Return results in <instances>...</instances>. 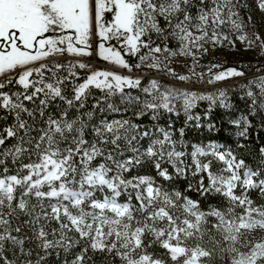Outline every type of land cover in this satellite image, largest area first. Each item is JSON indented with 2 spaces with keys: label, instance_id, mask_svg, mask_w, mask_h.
I'll list each match as a JSON object with an SVG mask.
<instances>
[{
  "label": "snow or ice",
  "instance_id": "1",
  "mask_svg": "<svg viewBox=\"0 0 264 264\" xmlns=\"http://www.w3.org/2000/svg\"><path fill=\"white\" fill-rule=\"evenodd\" d=\"M254 2L264 12V0ZM248 7L0 0V264H95L97 254L103 264H264V146L250 163L222 144L185 139L189 129L218 130L209 117L233 110L228 93L155 78L144 86L132 74L143 66L188 82L194 68L181 75L164 61H196L206 44L239 41L264 54V37L246 31ZM94 55L129 74L95 69L86 59ZM243 76L228 68L207 83ZM247 88V112L227 121L244 139L257 118L264 127V75ZM198 101L209 102L203 117ZM129 111L135 120L109 118ZM164 113L166 126L137 122ZM145 167L155 174L138 171Z\"/></svg>",
  "mask_w": 264,
  "mask_h": 264
},
{
  "label": "trees",
  "instance_id": "2",
  "mask_svg": "<svg viewBox=\"0 0 264 264\" xmlns=\"http://www.w3.org/2000/svg\"><path fill=\"white\" fill-rule=\"evenodd\" d=\"M247 3L249 4V7L241 10V14L245 20H247L248 16H251V22L246 31L249 34L258 32L264 37L263 33H261V30L264 29V12H261L258 9L254 0H247ZM232 38L235 39L234 36ZM175 46L176 44L173 42L171 47L175 48ZM245 47V44L239 41L235 42V47L225 42L223 46L213 48V51L215 50V56L213 57L208 56L209 51H207L206 54L203 53V51L197 52L196 61H192L191 63V68H194L197 75L192 76L191 80L186 82V84L190 86L171 82L164 78L159 80V82L162 86L190 90L204 94L216 93L218 90L226 91L229 96V101L233 105V110L229 113L220 107H216L209 117V119L217 125L218 130L215 132H209L207 129H189L187 130L185 139L189 144L194 142L207 143L209 141L222 144L225 148L233 149L238 156L246 159L248 162L256 163L259 159V148L264 146V127H261L260 119L257 118L254 121L253 127L249 130L247 139L235 137V129L227 123L229 119L237 117L240 113L247 112L249 101L245 93L248 90V82L256 77L264 75V54H261L258 48L245 50ZM212 65H220V67L212 68V73L225 71L228 68H236L239 71H243L245 76L231 77L223 81L215 82L214 84H209L207 83V80L212 75V73H209V68L212 67ZM257 68L260 69L259 72L257 71ZM201 74H203V79H198ZM187 75H191V73H188ZM148 80L147 76H143L142 85L146 86ZM230 81L234 82L230 83ZM95 94L97 96L100 95L98 90H96ZM197 103L198 107L194 109V112L201 114L203 117V114L208 109L209 102L198 101ZM121 115L125 118L136 119L131 111L122 114H109V118H120ZM169 116L170 114L164 113L158 120L153 121L149 115L142 117L137 122L141 123L147 129H153L154 125L162 127L166 126ZM171 119L175 122L177 128L183 125V116L179 119L172 116ZM238 143H243L245 147L238 148ZM138 171L141 174H155L154 169H151L150 167H145ZM177 183L181 189L186 187V182L184 181H178ZM189 195H191L193 199L198 198L195 192L189 193ZM253 195L255 196L256 194ZM78 250L79 249H77V251ZM93 259L95 260V264H103V257L100 254L94 256Z\"/></svg>",
  "mask_w": 264,
  "mask_h": 264
},
{
  "label": "rangeland",
  "instance_id": "3",
  "mask_svg": "<svg viewBox=\"0 0 264 264\" xmlns=\"http://www.w3.org/2000/svg\"><path fill=\"white\" fill-rule=\"evenodd\" d=\"M261 33H263V36H264V29L261 30ZM95 47H96V45L94 43L93 49H95ZM205 47L209 51V54H208L209 57L215 56V50L213 51L214 47H212L210 44H206ZM201 51H203V50H201ZM68 59H71V57H68ZM86 59L88 60L89 63H91L93 65V67L95 69L114 70V71L121 72L122 74H129L127 72V70L115 68L113 65L109 64L106 61L101 60L100 58H98L95 55L92 57L86 58ZM126 59H129L130 63H132V64L139 63L138 59H136V58L126 57ZM192 61H193L192 57L176 56V57L172 58V60L170 62L164 61V64H166L168 67L174 69L177 74L187 75L188 73H190L189 69L191 68ZM162 68H163V65H162ZM132 74L133 75L147 76L149 80L155 78L159 81V80L164 78V79L169 80L171 82H175V83H178L181 85L190 86V85H187L186 82L179 81L178 79L173 78L171 75H166L164 71L157 70V69H150V68L143 67V66L141 67V69H135L134 68ZM149 80H148V82H149ZM233 82L234 81H230V83H233Z\"/></svg>",
  "mask_w": 264,
  "mask_h": 264
}]
</instances>
